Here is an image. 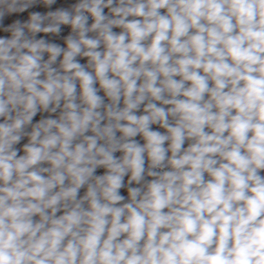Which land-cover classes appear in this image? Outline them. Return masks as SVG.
Instances as JSON below:
<instances>
[{
  "label": "clouds",
  "instance_id": "clouds-1",
  "mask_svg": "<svg viewBox=\"0 0 264 264\" xmlns=\"http://www.w3.org/2000/svg\"><path fill=\"white\" fill-rule=\"evenodd\" d=\"M56 3L0 0V264H264V0Z\"/></svg>",
  "mask_w": 264,
  "mask_h": 264
},
{
  "label": "built area",
  "instance_id": "built-area-1",
  "mask_svg": "<svg viewBox=\"0 0 264 264\" xmlns=\"http://www.w3.org/2000/svg\"><path fill=\"white\" fill-rule=\"evenodd\" d=\"M76 0H57V3L54 4L51 8V10H55L56 8L58 7H68L69 5H71L72 3H75ZM49 9L45 8L43 5H37L35 7H33L32 9H29V11H40V12H46L48 11ZM16 18H19V19H22V20H26L28 18V13L25 12V13H22V14H14L12 17H8L6 18V21L7 20H13V19H16ZM5 21V23H6ZM62 33H61V36H64V35H67L70 31V28L68 26H62ZM116 31H119L118 29ZM0 35H6L5 33L3 32H0ZM43 35V34H41ZM50 39L54 40L55 42L57 43H63L62 39L60 38H56V37H50ZM82 62H85V61H82ZM39 118V117H37ZM154 128H157L158 126H153ZM163 131V130H161ZM137 139H140L139 137H137ZM143 142V141H141ZM103 170H98V173H102ZM123 194L126 195V191L122 190Z\"/></svg>",
  "mask_w": 264,
  "mask_h": 264
},
{
  "label": "rangeland",
  "instance_id": "rangeland-1",
  "mask_svg": "<svg viewBox=\"0 0 264 264\" xmlns=\"http://www.w3.org/2000/svg\"><path fill=\"white\" fill-rule=\"evenodd\" d=\"M10 22H11V20H7V21H6V23H10Z\"/></svg>",
  "mask_w": 264,
  "mask_h": 264
}]
</instances>
